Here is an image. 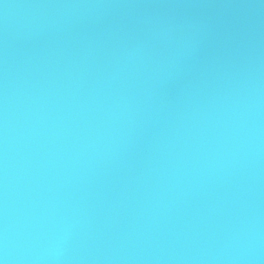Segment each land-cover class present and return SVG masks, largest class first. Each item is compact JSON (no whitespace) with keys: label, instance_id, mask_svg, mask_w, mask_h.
Wrapping results in <instances>:
<instances>
[{"label":"water","instance_id":"95a60500","mask_svg":"<svg viewBox=\"0 0 264 264\" xmlns=\"http://www.w3.org/2000/svg\"><path fill=\"white\" fill-rule=\"evenodd\" d=\"M3 264H264V0H0Z\"/></svg>","mask_w":264,"mask_h":264},{"label":"clouds","instance_id":"9594fccd","mask_svg":"<svg viewBox=\"0 0 264 264\" xmlns=\"http://www.w3.org/2000/svg\"><path fill=\"white\" fill-rule=\"evenodd\" d=\"M0 264H3V261H0Z\"/></svg>","mask_w":264,"mask_h":264}]
</instances>
